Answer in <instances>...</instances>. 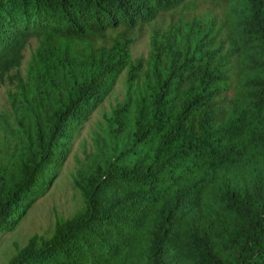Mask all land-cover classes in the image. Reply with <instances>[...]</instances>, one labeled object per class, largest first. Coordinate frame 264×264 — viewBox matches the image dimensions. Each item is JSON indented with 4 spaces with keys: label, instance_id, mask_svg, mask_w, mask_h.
<instances>
[{
    "label": "trees",
    "instance_id": "trees-1",
    "mask_svg": "<svg viewBox=\"0 0 264 264\" xmlns=\"http://www.w3.org/2000/svg\"><path fill=\"white\" fill-rule=\"evenodd\" d=\"M122 74L72 181L81 208L7 264H264V0H0V233Z\"/></svg>",
    "mask_w": 264,
    "mask_h": 264
},
{
    "label": "rangeland",
    "instance_id": "rangeland-1",
    "mask_svg": "<svg viewBox=\"0 0 264 264\" xmlns=\"http://www.w3.org/2000/svg\"><path fill=\"white\" fill-rule=\"evenodd\" d=\"M161 20L159 19L156 23L142 27L135 32L133 44L130 48L133 59L146 56L148 51V32L161 26ZM34 46V40L30 39L22 52L21 74ZM5 90V87H0V115L9 118V107ZM123 95L124 77L122 74L117 79L109 96L92 112L87 122L76 132L71 141L67 158L47 192L34 202L13 231L0 233V264H7L17 250L27 244L30 237L34 235L48 237L56 218L66 219L81 208L82 204L79 194L72 186L75 172L84 163L85 156L92 151V139L103 124V114H106L114 104L120 102L123 99ZM7 122L11 125V119L7 120ZM5 137L6 135L0 131V149L4 145Z\"/></svg>",
    "mask_w": 264,
    "mask_h": 264
}]
</instances>
